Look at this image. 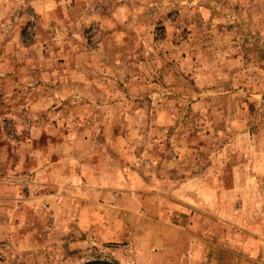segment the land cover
<instances>
[{
    "label": "rangeland",
    "instance_id": "obj_1",
    "mask_svg": "<svg viewBox=\"0 0 264 264\" xmlns=\"http://www.w3.org/2000/svg\"><path fill=\"white\" fill-rule=\"evenodd\" d=\"M0 264H264V0H0Z\"/></svg>",
    "mask_w": 264,
    "mask_h": 264
}]
</instances>
